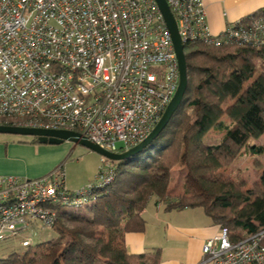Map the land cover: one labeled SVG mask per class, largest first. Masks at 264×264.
Masks as SVG:
<instances>
[{"label":"built area","instance_id":"1","mask_svg":"<svg viewBox=\"0 0 264 264\" xmlns=\"http://www.w3.org/2000/svg\"><path fill=\"white\" fill-rule=\"evenodd\" d=\"M166 2L184 46L264 48V11L217 33L205 0ZM179 81L154 0H0V126L74 132L120 153L151 133ZM115 177L106 158L96 180L77 191L66 187L63 165L40 178L0 177V242L35 224L55 230L62 207L82 210ZM263 240L261 232L235 241L220 227L198 264H264ZM31 246L33 238L23 240Z\"/></svg>","mask_w":264,"mask_h":264},{"label":"trees","instance_id":"2","mask_svg":"<svg viewBox=\"0 0 264 264\" xmlns=\"http://www.w3.org/2000/svg\"><path fill=\"white\" fill-rule=\"evenodd\" d=\"M184 48L188 88L161 135L128 162L114 163V182L87 203L92 205L59 211L58 239L51 247L31 246L22 254L0 259V264H60L52 255L54 247L60 254L73 253L66 264H99L100 257L103 264H160V250L130 255L125 248L127 234L145 232L143 213L154 197L166 203V212L203 209L235 241L264 232V208L258 209L254 203L255 198L264 203V172L249 190L243 182L221 173L240 156L263 152L252 142L264 136V48L203 44ZM215 133H221V138L209 144ZM20 141L41 145L36 138ZM183 159L186 173L199 190L186 188L171 199L169 175ZM67 222L75 228H69ZM101 230L108 234V241L99 239L100 246L85 242V238L96 240Z\"/></svg>","mask_w":264,"mask_h":264},{"label":"crops","instance_id":"3","mask_svg":"<svg viewBox=\"0 0 264 264\" xmlns=\"http://www.w3.org/2000/svg\"><path fill=\"white\" fill-rule=\"evenodd\" d=\"M205 4L209 25L217 33L228 24L264 11V0H205ZM63 156L61 146L24 144L13 138L2 140L0 177L40 178L62 163ZM147 216L152 217L154 225L151 233L149 222L145 220V232L127 234L125 248L130 255L153 254L160 250V264H198L204 244L220 230L201 208L157 211L151 216L148 204L143 218L147 219Z\"/></svg>","mask_w":264,"mask_h":264},{"label":"rangeland","instance_id":"4","mask_svg":"<svg viewBox=\"0 0 264 264\" xmlns=\"http://www.w3.org/2000/svg\"><path fill=\"white\" fill-rule=\"evenodd\" d=\"M221 136H222L221 133H215L213 136L209 137L208 139L209 144H216L221 138ZM10 138L16 140H29L31 137L0 135V141L2 140L5 141ZM252 144H255L256 146L259 145L260 147H262L263 152L258 156L244 154L239 158H237V160L234 162L232 166L223 168L221 170V173H224L232 180L237 182L238 181L243 182L246 185L245 190L251 189L254 186L255 182H259V177L264 172L263 171L264 136L258 141H253ZM59 146L63 147L64 156L61 161L62 163L56 166V168L59 167L60 165L64 166V172L66 175V187L68 189L69 188L72 189V191H77L87 187L90 183H93L96 180L103 157L98 153L89 150L88 148L80 144L65 142L64 144ZM120 146L122 145L119 144V147ZM147 153L145 154L147 155ZM116 163H120V162H116ZM185 169H186V162L183 159L180 162V164L170 173V175L168 173L171 183L170 187L172 189L170 194L171 199H176V197L182 195L184 192H186V188H188L191 191H194V189L197 191L199 190L196 187L195 182L192 180V177H190V175L186 173ZM254 203L255 205H257L258 209L264 208V203L261 202L259 199L255 198ZM148 204H149V209L151 211V216H153L154 213H156L157 211H159L160 213H164L165 211L166 203L160 204L157 201V198L155 197L152 198ZM159 204H160L159 206L160 209L157 210ZM89 205H92V203L85 204V207ZM61 209L64 211L75 210L72 207H62ZM145 220L146 221L148 220L149 222V232L151 233L152 231L151 227L154 226L152 223V217L147 216V219ZM67 226L69 228H75V225L71 222H67ZM26 238H33V246L42 245L44 247H51L54 244L55 240L58 239V234L55 230L42 228L40 224H35L33 228V232L24 234L23 236L18 237L14 240L0 242V259H6L8 256L15 253L16 254L24 253L27 249L22 247V242ZM101 238H104L105 241L109 240L108 234L103 230L99 232L96 240L87 239V238H85L84 240L86 243L90 245L100 246L98 240ZM51 251L53 257L55 259H58L60 264H66L68 260L73 259L74 257L73 253L60 254L58 248L55 247L52 248ZM99 260H100L99 264H103L104 259L100 257Z\"/></svg>","mask_w":264,"mask_h":264},{"label":"water","instance_id":"5","mask_svg":"<svg viewBox=\"0 0 264 264\" xmlns=\"http://www.w3.org/2000/svg\"><path fill=\"white\" fill-rule=\"evenodd\" d=\"M154 1L156 2L159 10L161 11L167 29L169 30L172 36L174 49L179 63L180 81L177 92L171 100L169 106L163 113L160 121L156 124L151 133L143 141L129 149H124L120 153H111L101 149L99 146L91 143L87 139L83 138L81 135L69 131H53L25 127L0 126V135L36 138L40 144L51 146H59L64 144L65 142H72L80 144L114 163L131 160L140 153H142L144 150H146L148 147H150L154 143V141L161 135V133L166 129V127L170 124L175 112L180 107L188 88V69L185 48L181 36L179 34L177 21L166 0Z\"/></svg>","mask_w":264,"mask_h":264}]
</instances>
